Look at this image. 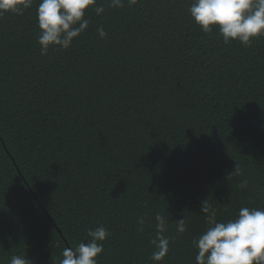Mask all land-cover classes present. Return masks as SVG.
Here are the masks:
<instances>
[{
	"label": "trees",
	"instance_id": "obj_1",
	"mask_svg": "<svg viewBox=\"0 0 264 264\" xmlns=\"http://www.w3.org/2000/svg\"><path fill=\"white\" fill-rule=\"evenodd\" d=\"M38 3L0 17V264H59L99 225V264H153L157 213L160 264H194L202 201L219 221L264 208V36L225 44L191 0H98L73 46L42 56Z\"/></svg>",
	"mask_w": 264,
	"mask_h": 264
},
{
	"label": "clouds",
	"instance_id": "obj_2",
	"mask_svg": "<svg viewBox=\"0 0 264 264\" xmlns=\"http://www.w3.org/2000/svg\"><path fill=\"white\" fill-rule=\"evenodd\" d=\"M129 7L139 0H126ZM36 0H0V17L6 13L23 15L33 7ZM110 8H124L125 0H109ZM94 11L97 16L104 13L103 4L98 0H39L36 19L39 28L37 42L40 54L49 50H68L74 41L85 32L90 24L87 13ZM188 12L204 33L217 29L225 44L238 41L250 46L254 38L264 36V0H191ZM99 37L104 39L107 32L97 28ZM231 174L241 175L238 164ZM241 187H247L246 182ZM200 212L204 214L207 227L192 243L196 249L194 264H264V208L241 207L234 219L217 220V211L204 200ZM146 217H138L143 225ZM170 222L169 216L155 215V236L149 243L154 251L150 259L160 264L169 252L172 239L165 235ZM179 234L187 231L186 218L175 220ZM111 236L104 225L88 229L87 242L77 247H65L59 264H99L104 244ZM9 264H33L27 257L12 255Z\"/></svg>",
	"mask_w": 264,
	"mask_h": 264
},
{
	"label": "water",
	"instance_id": "obj_3",
	"mask_svg": "<svg viewBox=\"0 0 264 264\" xmlns=\"http://www.w3.org/2000/svg\"><path fill=\"white\" fill-rule=\"evenodd\" d=\"M67 244L69 245L68 241H67Z\"/></svg>",
	"mask_w": 264,
	"mask_h": 264
}]
</instances>
